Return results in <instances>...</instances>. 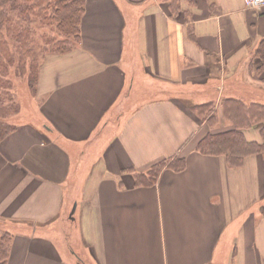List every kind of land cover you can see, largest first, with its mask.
Masks as SVG:
<instances>
[{
  "label": "crops",
  "instance_id": "1",
  "mask_svg": "<svg viewBox=\"0 0 264 264\" xmlns=\"http://www.w3.org/2000/svg\"><path fill=\"white\" fill-rule=\"evenodd\" d=\"M79 29L0 140L7 264H264V152L197 150L230 128L225 100L264 104V2L84 0Z\"/></svg>",
  "mask_w": 264,
  "mask_h": 264
},
{
  "label": "trees",
  "instance_id": "2",
  "mask_svg": "<svg viewBox=\"0 0 264 264\" xmlns=\"http://www.w3.org/2000/svg\"><path fill=\"white\" fill-rule=\"evenodd\" d=\"M17 0H0V140L14 130L13 124H8L5 118L17 111V106L11 99H7L8 80L6 74L8 64L18 59L21 64L28 48V32L22 21H17L15 11L21 16V20H28L27 14L34 12L46 24L53 25L58 33L74 42L80 39V19L84 10V0H34L30 3H17ZM13 38L16 42L18 57L11 53L7 38ZM67 39V40H68ZM68 41H56L48 53H64L71 50ZM254 58L258 66L257 74L264 69V38H262L254 50ZM37 74L35 77V83ZM209 107L213 104H203L197 108ZM224 116L230 122V128L208 133L197 144V150L205 154H222L225 156L229 167L237 168L242 165L247 155L264 152V104L250 102L246 104L241 100L227 99L223 102ZM209 111L208 113H210ZM227 115V116H226ZM229 115V116H228ZM212 118V114L209 119ZM253 127L258 130L260 140H248L244 133V127ZM176 161V162H175ZM178 162V163H177ZM174 163V164H173ZM177 164V165H176ZM164 166H171L175 170L184 168V159L160 160L153 163L150 169L154 173L142 172L135 175V185L152 184L159 171ZM148 175V178L146 176ZM11 235L7 231L0 235V264H7Z\"/></svg>",
  "mask_w": 264,
  "mask_h": 264
},
{
  "label": "rangeland",
  "instance_id": "3",
  "mask_svg": "<svg viewBox=\"0 0 264 264\" xmlns=\"http://www.w3.org/2000/svg\"><path fill=\"white\" fill-rule=\"evenodd\" d=\"M34 0H26L25 3H30ZM17 3H23L24 1L17 0ZM15 20L22 21V25L28 27V48L26 49L25 58L20 64L18 59L13 60L12 63L8 64V70L6 79L8 80L7 85V99H11L17 106V111L8 115L5 120L8 124H13L14 119L19 118V110L28 106L32 98H35V77L37 70L41 63V60L45 54H47L53 47V43L56 41H68V45L71 48H75L78 42L70 40L64 35L57 32L55 27L50 24H46L41 18L34 12L27 14L28 20H21V16L15 11ZM68 39V40H67ZM9 43V49L11 53L18 57V50L16 48V42L13 38H7ZM80 40V39H79ZM24 111V110H22ZM200 111L206 115L211 109L209 107H203ZM176 162V161H175ZM178 163V162H177ZM174 164V163H173ZM177 165V164H176ZM148 173L153 174L154 170L150 169ZM148 178V175L146 176ZM5 233V226L0 222V235Z\"/></svg>",
  "mask_w": 264,
  "mask_h": 264
},
{
  "label": "built area",
  "instance_id": "4",
  "mask_svg": "<svg viewBox=\"0 0 264 264\" xmlns=\"http://www.w3.org/2000/svg\"><path fill=\"white\" fill-rule=\"evenodd\" d=\"M264 0H244V3L248 7H259Z\"/></svg>",
  "mask_w": 264,
  "mask_h": 264
},
{
  "label": "water",
  "instance_id": "5",
  "mask_svg": "<svg viewBox=\"0 0 264 264\" xmlns=\"http://www.w3.org/2000/svg\"><path fill=\"white\" fill-rule=\"evenodd\" d=\"M74 210V206L72 207V211Z\"/></svg>",
  "mask_w": 264,
  "mask_h": 264
}]
</instances>
